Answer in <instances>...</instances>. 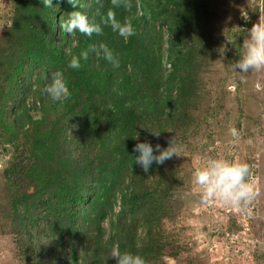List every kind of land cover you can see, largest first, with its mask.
<instances>
[{"label":"trees","instance_id":"obj_1","mask_svg":"<svg viewBox=\"0 0 264 264\" xmlns=\"http://www.w3.org/2000/svg\"><path fill=\"white\" fill-rule=\"evenodd\" d=\"M10 2L11 23L0 36V127L4 123L9 132L3 142L21 147L27 158L23 179L34 184L28 194L22 184L14 185L10 204L13 225L26 236L21 255L43 264L37 261L39 248L48 241L58 264H116L109 256L119 244L122 252L154 264L162 252L161 233L148 212L161 209L158 203L168 199L173 179L168 168L153 164L150 171L158 167L160 176L144 181V171L134 162V138L138 134L144 142L153 119L161 131L181 114L191 116L193 82H187V73L200 46L188 44L194 33L204 35L201 17L207 0H132L130 11L112 9L111 0H100L102 7L83 0L82 11L90 16L99 8L102 13L114 10L120 21L130 19L136 34L127 40L110 27L91 39L64 33L60 21L80 10L65 0L58 5L54 0L53 9L40 0ZM100 43L118 54V68L95 55L81 61L79 70L68 67L73 55ZM57 70L71 91L66 102H52L44 92ZM17 92L21 101L3 117L9 93ZM18 172L13 166V176Z\"/></svg>","mask_w":264,"mask_h":264},{"label":"rangeland","instance_id":"obj_2","mask_svg":"<svg viewBox=\"0 0 264 264\" xmlns=\"http://www.w3.org/2000/svg\"><path fill=\"white\" fill-rule=\"evenodd\" d=\"M207 2V13L201 17L204 35L194 33L188 44L194 49L200 46V54L194 56L196 61L187 73V82H193L189 97L191 116L181 114L182 119H172L161 131L153 126V119L150 131H160L159 137L150 131L143 134L144 140L153 146L160 144L166 148L168 141L175 138L178 147V156L163 164L173 179L168 199L158 203L160 210L148 212L161 233L162 252L152 263L264 264V69L245 75L232 69V64L245 53L248 30L264 21V0ZM11 8L10 0H0V36L11 23ZM163 34L165 39V28ZM166 48L165 43L164 52ZM223 49H226L224 54ZM19 97L18 92L9 93L3 117L12 114L13 107L21 101ZM31 97L26 96V100L31 101ZM164 119L160 117L161 125ZM5 127L4 123L0 127L3 136L0 138V264H34L33 257L28 260L21 255L20 247L26 236L17 232L10 211L14 185L22 184V189H27L23 193L28 194L34 184L23 179L22 168L27 158L19 152L21 147L3 142L9 133ZM232 127L240 132L238 140L234 141L229 134ZM210 158L249 165L248 182L258 194L248 205L247 214L218 202L201 203L202 189L195 183L194 173ZM15 165L22 173L13 176ZM158 175V167L149 169L144 172V181L147 183ZM159 184L164 187V183ZM170 188L167 185L165 190ZM141 209L147 213V207ZM103 227L108 228L106 220ZM137 231L141 239L142 228L138 227ZM47 242L40 246L41 256L37 261L58 264V256L51 257L48 252L52 243ZM60 260L59 263H64Z\"/></svg>","mask_w":264,"mask_h":264},{"label":"clouds","instance_id":"obj_3","mask_svg":"<svg viewBox=\"0 0 264 264\" xmlns=\"http://www.w3.org/2000/svg\"><path fill=\"white\" fill-rule=\"evenodd\" d=\"M61 0H56L58 5ZM74 10L68 13L67 17L60 21V27L64 33L71 36L74 33H80L91 39L94 35H102L104 27H110L121 38L127 40L136 34L130 19L120 21L116 18L114 10L106 13L99 11L94 15L82 11L85 7L83 0H65ZM97 4L102 7L100 0ZM44 8L53 9L54 0H40ZM112 9L124 8L131 10L132 0H111ZM58 10V9H56ZM99 17V20L96 17ZM226 49H223V54ZM90 55L103 58L112 64L114 68L119 67V56L114 53L106 44H91L79 55H73L69 61L68 67L73 70H79L82 66L81 61H87ZM232 69L241 75L248 74L249 71H260L264 69V21L253 24L247 34V43L245 53L240 59L232 64ZM238 70V71H237ZM44 92L50 97L52 102H66L71 98V91L64 73L57 70L51 74L49 82L46 83ZM154 137H159L160 131H150ZM229 134L233 140H238L240 132L237 128L229 129ZM138 142L133 151L138 155L134 157L135 164L139 165L147 173L153 164L163 165L165 161L178 156V147L175 138L168 141V147L162 148L160 144L153 146L150 142H139L138 134L135 138ZM250 167L247 163L229 162L225 159H208L205 166L198 168L195 173V183L200 186L202 193L200 201L202 204L211 205L219 203L224 206L234 208L236 211L247 214L248 205L257 196V191L248 182ZM115 258L116 264H146L145 259L138 254L130 251L122 252L119 244L111 249L109 258Z\"/></svg>","mask_w":264,"mask_h":264}]
</instances>
